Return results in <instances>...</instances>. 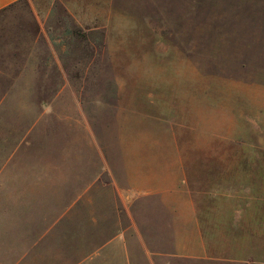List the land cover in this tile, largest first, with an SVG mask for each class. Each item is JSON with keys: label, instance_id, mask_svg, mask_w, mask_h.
Here are the masks:
<instances>
[{"label": "rangeland", "instance_id": "1", "mask_svg": "<svg viewBox=\"0 0 264 264\" xmlns=\"http://www.w3.org/2000/svg\"><path fill=\"white\" fill-rule=\"evenodd\" d=\"M106 192H264V0L0 10V264H106Z\"/></svg>", "mask_w": 264, "mask_h": 264}, {"label": "crops", "instance_id": "2", "mask_svg": "<svg viewBox=\"0 0 264 264\" xmlns=\"http://www.w3.org/2000/svg\"><path fill=\"white\" fill-rule=\"evenodd\" d=\"M18 1L0 0V10ZM150 195L169 218L127 221L128 200ZM192 197L203 201L199 216ZM228 243L231 255L223 253ZM176 249L182 257L264 264V192H106V264H173Z\"/></svg>", "mask_w": 264, "mask_h": 264}]
</instances>
